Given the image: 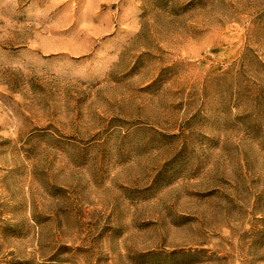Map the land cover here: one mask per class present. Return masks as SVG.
I'll list each match as a JSON object with an SVG mask.
<instances>
[{
    "label": "rangeland",
    "instance_id": "obj_1",
    "mask_svg": "<svg viewBox=\"0 0 264 264\" xmlns=\"http://www.w3.org/2000/svg\"><path fill=\"white\" fill-rule=\"evenodd\" d=\"M0 264H264V0H0Z\"/></svg>",
    "mask_w": 264,
    "mask_h": 264
}]
</instances>
